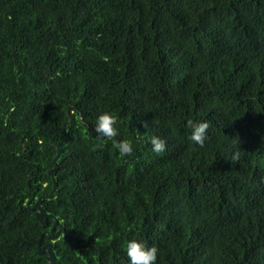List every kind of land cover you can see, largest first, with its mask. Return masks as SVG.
<instances>
[{
    "label": "trees",
    "instance_id": "1",
    "mask_svg": "<svg viewBox=\"0 0 264 264\" xmlns=\"http://www.w3.org/2000/svg\"><path fill=\"white\" fill-rule=\"evenodd\" d=\"M39 237L56 264H264V0H0V264H49Z\"/></svg>",
    "mask_w": 264,
    "mask_h": 264
},
{
    "label": "clouds",
    "instance_id": "2",
    "mask_svg": "<svg viewBox=\"0 0 264 264\" xmlns=\"http://www.w3.org/2000/svg\"><path fill=\"white\" fill-rule=\"evenodd\" d=\"M118 117L109 112L100 115L96 121L95 132L97 138L101 141H111L113 146L119 151L121 157L131 156L133 153V144L130 140L117 141L115 138L119 135L117 128ZM188 126L192 129L191 135L188 137L191 142L203 147L207 139V131L209 129L208 122L188 121ZM152 150L161 154L166 150V141L153 137L151 139ZM238 153L234 159L238 158ZM127 257L130 264H156L159 249L156 246L148 247L144 242L132 240L127 244Z\"/></svg>",
    "mask_w": 264,
    "mask_h": 264
},
{
    "label": "water",
    "instance_id": "3",
    "mask_svg": "<svg viewBox=\"0 0 264 264\" xmlns=\"http://www.w3.org/2000/svg\"><path fill=\"white\" fill-rule=\"evenodd\" d=\"M58 154H59V149L58 147L56 148V154L53 157L52 161H53V168L50 169L47 173L48 175H51V171L55 168L56 165V160L58 158ZM55 192V187L53 185L51 192L47 195V197L49 198L52 193ZM41 198L42 197H38L36 199V201L34 202L33 205L30 206V202L31 200H28L25 204V206L34 212V217L36 218V220L40 223L41 226H45L47 223V219L50 218L53 220L52 226L50 228L49 233H46L47 237L50 239H55L58 236V233L62 230V226L60 224L57 223V221L51 217L49 214H47L44 209L41 206ZM54 229H56V233H54ZM62 234H65V232L62 230ZM37 253L39 255H43L44 253H46V261L49 264H56V258L55 255L52 251V243L51 242H47L45 244H41V237H39L38 241H37Z\"/></svg>",
    "mask_w": 264,
    "mask_h": 264
}]
</instances>
